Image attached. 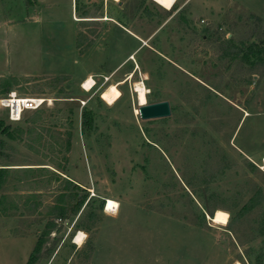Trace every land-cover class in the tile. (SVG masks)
<instances>
[{
    "label": "rangeland",
    "instance_id": "1",
    "mask_svg": "<svg viewBox=\"0 0 264 264\" xmlns=\"http://www.w3.org/2000/svg\"><path fill=\"white\" fill-rule=\"evenodd\" d=\"M169 10L153 0H0L9 22L0 99L44 100L16 123L0 108V165L31 169L10 170L0 191V264H25L43 238L53 247L37 264H264L255 158L264 153V64L239 61L264 44V0H176ZM137 84L145 104L168 103V117L139 119ZM77 197L75 216L51 218ZM104 199L119 203L115 217ZM201 202L212 217L199 229Z\"/></svg>",
    "mask_w": 264,
    "mask_h": 264
},
{
    "label": "trees",
    "instance_id": "2",
    "mask_svg": "<svg viewBox=\"0 0 264 264\" xmlns=\"http://www.w3.org/2000/svg\"><path fill=\"white\" fill-rule=\"evenodd\" d=\"M171 9H172V7L170 8L169 11L166 12V14L171 13L172 12ZM76 47L79 48V45L77 43H76ZM236 55H237V53L228 54V56L230 58H235ZM239 61H240V63L246 64V65H248V64L253 65L252 63H254V62L264 64V44L263 43L250 44L246 48V50L243 52L242 57L239 59ZM90 115H91L90 112H85L81 116L80 130L82 132H85L90 128ZM65 151L66 152L69 151V140H67L65 142ZM10 166L11 165H0V191L3 188V186L5 185V182H6V179L8 176V172L10 170H31V169H26V168H24V169H12V168H10ZM91 199L92 198H89L88 201H86L84 207H86L88 205V203ZM82 204H83V199L77 197V198H75V202L73 205H72V200L69 201L68 205L70 206V209L67 210V208L63 204V202L62 203L60 202V204H58V206H54L51 208L49 215L51 216V218H61V217L65 218L67 216V214H69L71 216H75L78 213ZM194 207L198 211V217H197L196 222L194 223V226L199 228V229H202V228H204L205 216H207L208 218H211L212 213L207 210V205L205 202H201L200 208L197 207L196 205H194ZM101 208H102V202H100L99 210H101ZM54 228H55V224L48 222L46 224L43 236L48 237L53 232ZM75 231H77V230H75ZM72 236H73V232L71 234V237ZM53 242L54 241H52V243L49 244V246L45 247L46 240L44 238L41 239L40 241H38L34 245V247H33V249H32V251H31V253H30L25 264H37V262L39 260H41L43 258H47L50 254L51 248L53 247Z\"/></svg>",
    "mask_w": 264,
    "mask_h": 264
},
{
    "label": "bare ground",
    "instance_id": "3",
    "mask_svg": "<svg viewBox=\"0 0 264 264\" xmlns=\"http://www.w3.org/2000/svg\"><path fill=\"white\" fill-rule=\"evenodd\" d=\"M153 2L155 4H157L158 6L162 7L163 9L169 10L172 7V5L174 4V2H176V0H153ZM93 85H94L93 80L91 79V77H88L87 80L82 83V89L85 90V92H88L90 89H92ZM134 87H135L134 92L137 95V100L139 102V106L145 105V91H144L143 87L140 84H137ZM106 204L107 205H105V212L108 214H114L118 208L117 203L109 200L106 202ZM212 221L216 224L225 225L227 222V218H226V216H224L222 214L216 213L215 216L213 217ZM73 239H74L73 243L76 246H79L82 244V241L84 239V235H83V233L78 232L74 236Z\"/></svg>",
    "mask_w": 264,
    "mask_h": 264
},
{
    "label": "built area",
    "instance_id": "4",
    "mask_svg": "<svg viewBox=\"0 0 264 264\" xmlns=\"http://www.w3.org/2000/svg\"><path fill=\"white\" fill-rule=\"evenodd\" d=\"M42 103H44L43 99L21 98L16 97L15 94L10 93L6 98L0 99V108L7 110L6 119L9 123H16L20 120L21 114L24 111H35L42 105ZM89 193L90 195H92L91 192ZM103 205V208H105V200ZM57 221H60V219H58ZM77 233L78 231H76L72 236V241L75 234ZM51 235H53V233Z\"/></svg>",
    "mask_w": 264,
    "mask_h": 264
},
{
    "label": "water",
    "instance_id": "5",
    "mask_svg": "<svg viewBox=\"0 0 264 264\" xmlns=\"http://www.w3.org/2000/svg\"><path fill=\"white\" fill-rule=\"evenodd\" d=\"M137 112L140 120L161 119L170 114L168 103L165 101L139 106Z\"/></svg>",
    "mask_w": 264,
    "mask_h": 264
},
{
    "label": "crops",
    "instance_id": "6",
    "mask_svg": "<svg viewBox=\"0 0 264 264\" xmlns=\"http://www.w3.org/2000/svg\"><path fill=\"white\" fill-rule=\"evenodd\" d=\"M27 1L30 4L31 3H34L35 5L42 3V0H27ZM8 23H9L8 20H6V19L5 20H1L0 19V27H7L8 26ZM255 158H258L256 160V162H259L261 164L263 162V164H264V153L263 154H260V155H257ZM104 200H106V199H104ZM116 203L118 205V208L117 209L119 210V203L117 201H116ZM117 213H118V211H116L114 214H108V213H105V214L108 215V216H111V217L112 216L115 217L117 215ZM4 225H5V223L3 222L2 217H0V236H3L5 239H8V229ZM78 232L82 233L81 231H78Z\"/></svg>",
    "mask_w": 264,
    "mask_h": 264
}]
</instances>
